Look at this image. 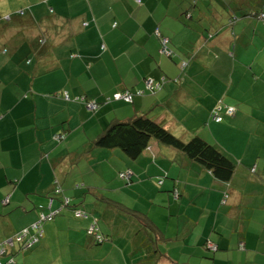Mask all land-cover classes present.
I'll return each instance as SVG.
<instances>
[{
    "label": "crops",
    "instance_id": "1",
    "mask_svg": "<svg viewBox=\"0 0 264 264\" xmlns=\"http://www.w3.org/2000/svg\"><path fill=\"white\" fill-rule=\"evenodd\" d=\"M192 1L0 0V241L49 210L57 181L77 208L85 210L86 200L91 205L87 218L62 208L44 223L38 244L18 251L17 264H146L143 252L153 258L156 232L138 231V224L133 230L125 214L105 203L100 209L87 198L96 197L101 178L119 187V172L128 168L133 181L122 201L147 212L169 237L158 241L159 250L161 243L180 245L158 264H175L172 258H185L182 264H264V24L242 14L244 8L254 12V5L264 11V0ZM233 13L240 20L227 27ZM156 28L170 38L172 58L159 53ZM208 33L214 34L210 41ZM187 60L183 73L179 63ZM149 76L167 77L154 95L131 104L114 101L95 112L84 104L141 89ZM180 76V83L171 81ZM218 100L224 122L188 125V112L203 115V106L211 111ZM236 103L240 108L227 115ZM142 113L186 140L199 134L227 151L237 166L230 186L156 140L136 161L120 149L97 146L105 127ZM225 191L228 204L240 209L221 225ZM60 204L54 198L52 209ZM93 216L110 240L96 244L88 236ZM208 240L219 249L209 252Z\"/></svg>",
    "mask_w": 264,
    "mask_h": 264
},
{
    "label": "trees",
    "instance_id": "2",
    "mask_svg": "<svg viewBox=\"0 0 264 264\" xmlns=\"http://www.w3.org/2000/svg\"><path fill=\"white\" fill-rule=\"evenodd\" d=\"M255 0H252V4L254 5ZM197 0H193L192 4L196 5ZM244 6V5H243ZM255 7V8H254ZM253 10L254 12H251L252 10L247 11L248 9L244 8L246 11H242L243 16L245 17H250L253 15H258L254 16L257 19H260L262 15H264V11L262 8L257 9L256 6L254 5ZM241 9V8H240ZM240 11L238 4H237V10L236 13ZM23 12V11H22ZM251 12V13H250ZM190 17V13L187 15ZM242 16V17H243ZM240 20L239 15H235V13L232 14L231 17H228V20L226 21L227 27H234L235 24ZM261 23L264 24V16L262 19H260ZM225 23V22H224ZM155 36L159 39L160 41V48H159V53L165 57H170L172 58L173 56H170L164 49L165 47H168L169 49L172 50L173 55H176V52L170 47V38L164 36L161 33V30L159 28L155 29L154 32ZM209 41L214 38V34L208 33L206 37ZM164 39H168L167 42H164ZM45 40H42V43H44ZM186 60V59H184ZM188 64V60L185 61ZM180 69L182 68V63H179ZM186 68L184 69V71ZM183 71V70H182ZM152 80V77L149 76L145 79V86L141 89H135V90H130V89H124L122 91H116L110 96L104 97L102 100H95L98 109L105 104H110L112 102L116 101H121L126 104H131L134 102L136 97H143L146 95H154L158 93L160 90L163 89L164 84L167 81V77L163 76L160 79H154V85L149 88L147 86V81ZM171 81L175 83H180L177 78L171 79ZM133 93V100L132 101H127L125 99H116L115 94L118 92L122 93H127V92ZM143 92L142 94H139L138 92ZM65 93V91L63 92ZM62 96V94H60ZM84 99L85 97L82 96ZM221 101V103H219ZM218 100L217 105L222 104V100ZM84 104L87 106L90 104V100H85ZM214 108L211 110L212 113V118L214 119ZM97 109V110H98ZM95 112V111H94ZM221 120L215 122L217 123H222L224 122L225 118L221 114ZM61 139H65L66 135L65 134H59ZM152 140H156L157 142L166 145L168 147H172L178 151H180L191 163L192 166L198 169L199 172H205L209 173L212 175V177L218 181L219 183H223L224 185H227L228 187L230 186V181L233 179V176L235 175L236 172V163L235 161L228 155L227 151L223 150L221 147H218L211 141L207 140L203 136L199 134H195L192 138L186 140L182 138L181 136H178L174 132H172L170 129H168L165 125H163L161 122H159L157 119L152 118L148 116L146 113L138 114L132 117L129 120L126 121H114L112 122L108 127H105V129L98 135V137L95 139V142L97 146L106 148V149H120L122 150L126 156L131 160V161H136L138 160L144 153L145 151L148 150L150 146V142ZM131 174V175H128ZM133 174L134 171H132L130 168L126 169L125 171L119 172V177L122 179L121 185L118 187L116 186L115 188H111V186L114 187V185H111L110 183H107V193L106 195L99 194L97 193V188L95 190L96 197L97 199H100L101 201L99 202L100 204L105 203V205H108L115 209V211H118L120 213L125 214V223L128 224H133V230L137 227L138 225H141V228H136L138 231L141 230H149L156 232L157 234H154V239L153 242V250L155 249V256L153 255V258L145 256V252H143L142 256H144L145 261L147 262L146 264H158L160 260L162 259V256L165 254L162 250H159L157 247L159 245L158 241L162 240V238H166L165 232L162 231L157 224H155L151 218L147 215V212L141 211L138 209H135L134 207L127 205L122 201L121 198L125 197V193L131 186V183L133 181ZM110 182V181H109ZM160 182V181H158ZM55 186H58V184H55ZM113 189V190H112ZM127 189V190H126ZM175 195L178 198L180 196V193L178 189L175 190ZM222 199V202L228 203L230 194L228 191H225ZM94 195V194H93ZM64 192H56V190H53V195L51 198H59L60 202L65 198ZM70 208H73L75 210L77 207L76 205L71 202V205H69ZM40 208L43 209L44 205H40ZM47 209L48 206H47ZM85 211V210H84ZM114 211V212H115ZM51 210L49 209L45 213H50ZM86 212V211H85ZM42 213V212H41ZM88 216H91L89 212H86ZM99 219L95 216L92 217V221L87 229V234L89 237L92 238L93 242L96 244H102L105 241L110 240V235L105 234L99 226ZM136 224V225H135ZM131 227V226H130ZM92 228V229H91ZM33 230L31 232L33 234ZM31 238V235L26 238V242L23 243V241H18L16 238L15 239V245L14 247L7 250V257L9 260L5 262L4 264H7L10 259L14 260V264L16 263V255L18 251L25 250L32 248L35 243H33L30 246H27V243H29ZM169 238V237H167ZM32 239V238H31ZM42 239V238H41ZM212 240H208L206 242V248L208 251L214 252V250L210 249L209 244L215 245L217 249H219V246H217L216 243H212ZM160 246V245H159ZM240 247L244 248V243H240ZM152 252V249L148 251ZM154 253V251H153ZM207 256L211 257L212 255L206 254Z\"/></svg>",
    "mask_w": 264,
    "mask_h": 264
},
{
    "label": "rangeland",
    "instance_id": "3",
    "mask_svg": "<svg viewBox=\"0 0 264 264\" xmlns=\"http://www.w3.org/2000/svg\"><path fill=\"white\" fill-rule=\"evenodd\" d=\"M167 1V0H166ZM13 6H15V3L13 4V5H11V6H9V7H13ZM10 14H13V11L12 10H10L9 11V13L6 15V16H10ZM256 17L258 16V15H255ZM210 17L211 18H213L214 16H213V14H211L210 13ZM258 18H259V16H258ZM263 18V15H262V17H260V19H262ZM259 19V20H260ZM173 55V54H172ZM171 55V56H172ZM72 59H74V58H72ZM181 71H182V69H181ZM183 73H184V70H183ZM178 79V81H182V77L180 76L179 78H177ZM152 85H154V80H153V78H152ZM145 86V83H144V85H143V87ZM50 88H48V90H49ZM65 98H66V92H65ZM77 100H79V97H77ZM80 100H82V99H80ZM95 102V100H90V105H91V109L90 110H92V111H97V109H98V107H97V105L94 103ZM171 103L174 105V106H180V107H183L179 102H175V101H171ZM205 103H207L206 101H205ZM94 105H96V106H94ZM235 107V106H234ZM237 108H240V105L238 104V103H236V107H235V110L237 109ZM202 111H203V115H198L199 113H198V111H197V109L195 110V111H192V112H188V115H187V117H186V121L188 122V125H194V126H196L197 125V123H196V120H198L199 121V123L200 124H204V127H207L208 128V124H211L212 122H215V120L212 118V113H211V111H207V108L206 107H204L203 106V109H202ZM175 112L176 113H178V114H180V112H181V110L179 111V110H175ZM236 112V111H235ZM234 112V113H235ZM234 113H233V115H234ZM227 115H229V114H227ZM233 115H230V116H233ZM214 117V116H213ZM224 117V116H223ZM210 121H212V122H210ZM185 131V130H184ZM176 132V134L178 135V136H181L177 131H175ZM225 132V129H223V130H217V131H215V133L216 134H220V135H222L223 133ZM226 134H224V136H225ZM236 136H238L237 134H236ZM188 140V139H187ZM238 143V146H239V149H241V143L240 142H237ZM252 171L253 172H255V169L253 168L252 169ZM107 173H110V169H107ZM128 175H131V174H128ZM93 178L94 179H98V174L97 173H95L94 175H93ZM98 181H100V186L99 187H96L97 188V193H98V196H99V194H103V195H106L107 193H109L107 190V182H106V180L105 179H103V178H101L100 180H98ZM97 181V182H98ZM58 182V186H55L54 185V187H53V190H56V192H63V187H62V184L59 182V181H57ZM159 183H162V181H160V182H158V184ZM81 184H83V182L82 181H79V183L78 184H76V187L78 188L79 186H81ZM111 184L112 185H114L113 184V182H111ZM117 185H115L114 187H112L111 186V188H115ZM158 186V185H157ZM223 196H224V194H223ZM87 198H89L90 200H92V201H94V205L95 206H97L98 208H100V209H102V204H100L99 202L101 201L100 199H97V197H91V195L89 194L88 195V197ZM244 198H246L245 196H243V199ZM223 199V198H222ZM53 200H54V198H51L50 199V202H49V205H48V208L51 210V212L50 213H45V212H42V213H40V216H39V218L32 224V225H37L38 226V228H39V233H41V235L39 236V240L35 243V245L36 244H38L40 241H41V238H43L44 237V234H45V230H44V223H46L48 220H52V219H54V217L56 216V214H58L59 212H60V210L62 209V208H66V207H69V205H71V198L70 197H68V196H65V198L61 201V204H60V208L58 207V208H55V209H52V204H53ZM81 200L82 201H84V198H81V199H78V201H79V203H81ZM234 203H226V202H222V213H221V215H223V216H225V217H223L221 220H220V224L221 225H228V223H229V219H227L226 217H230L228 214H230L231 216H234V214L232 213V212H234V211H236L235 209H240V207L239 206H234L233 205ZM82 205V207L83 208H85V211L86 212H89V208H90V204L87 202V200L85 201V203L84 204H81ZM98 210V209H97ZM144 210H146V209H144ZM74 211V215H75V217H77V218H87L88 217V215H87V213L84 211V210H82V209H79V208H76L75 210H73ZM52 214V215H51ZM51 215V219H49L48 218V216H50ZM159 214H155V216H158ZM41 217H42V219H41ZM32 225L30 226V227H27V228H23L22 230H20L19 232H17L16 234H14L13 236H11L12 238H10L9 237V239L7 240L6 239V241L5 240H2V241H0V247L3 245V244H5L6 246H7V248L8 249H10V248H12V247H14V245H15V239L14 238H16L17 236H20L22 233H24L26 230H29V229H31L32 228ZM29 228V229H28ZM92 229V228H91ZM38 233V232H37ZM38 233V234H39ZM213 235H216L215 234V232L213 233V232H211ZM34 234V233H33ZM8 241H13L14 242V245L13 246H9L8 247V245H7V243H8ZM20 242V241H19ZM23 243H24V241H23ZM161 246H162V248L163 249H161L164 253H166L167 251H173V253H176L177 251H178V249H179V246L180 245H178V244H176V243H174V242H166L165 244L164 243H161ZM207 246H209V248L210 249H212V250H214V251H216V248L217 247H212V244H209V245H207ZM175 257H177V255L178 254H173ZM170 257H171V255H170ZM172 258V257H171ZM9 260V258L7 257V251H4L1 255H0V263H2V264H4L5 262H7ZM172 260H173V262L175 263V264H182L183 262H185V258H182L181 259V261H179L178 259H174V258H172ZM17 263V262H16ZM195 263H199V264H206V261H197V262H195Z\"/></svg>",
    "mask_w": 264,
    "mask_h": 264
},
{
    "label": "built area",
    "instance_id": "4",
    "mask_svg": "<svg viewBox=\"0 0 264 264\" xmlns=\"http://www.w3.org/2000/svg\"><path fill=\"white\" fill-rule=\"evenodd\" d=\"M264 16V15H263ZM168 39H164V42H167ZM170 56L173 54L172 50L169 49L168 47H165L164 49ZM186 66V62H183L182 63V68H184ZM147 86L149 88H151L153 85H152V80H149L147 81ZM139 94H142L143 92H138ZM66 97H68L66 95ZM115 98L116 99H125L127 101H132L133 100V93H131L130 91L127 92V93H122V92H118L115 94ZM96 104V102H94ZM221 103V102H220ZM97 105V104H96ZM94 105V106H96ZM88 107L91 109V105L89 104ZM98 107V106H97ZM222 110V104L218 105L217 107H215L214 109V119L217 120V121H220L221 120V114H220V111ZM235 112V108L234 107H227L226 108V113L229 114V115H233V113ZM56 138H60V136H56ZM6 201H8V198L6 199ZM52 215V214H51ZM51 215L48 216L49 219H51ZM42 219V217H41ZM29 229V228H28ZM35 233V235H32L31 232ZM39 233V228L37 225H32V228L29 229V230H26L24 233H22L20 236H17L16 239L18 241H24V243L26 242V238H28L30 235H31V238H30V241L29 243H27V246H30L32 245L33 243H36L40 238L39 236L41 235V233ZM8 247L9 246H13L14 245V242L13 241H8L7 243ZM216 247L215 245H212V247ZM7 246L5 244H3L1 247H0V255L4 252V251H7ZM14 260L13 259H10V261L7 263V264H14ZM2 264V263H0Z\"/></svg>",
    "mask_w": 264,
    "mask_h": 264
},
{
    "label": "clouds",
    "instance_id": "5",
    "mask_svg": "<svg viewBox=\"0 0 264 264\" xmlns=\"http://www.w3.org/2000/svg\"><path fill=\"white\" fill-rule=\"evenodd\" d=\"M183 62H185V61H183ZM183 62H182V63H183ZM187 66H188V64L186 63V66H185L184 68H181V69L184 70ZM68 98H69V97H68ZM80 98L83 100V97H82V96L79 97V100H80ZM88 108H89V107H88ZM226 114H227V113H226Z\"/></svg>",
    "mask_w": 264,
    "mask_h": 264
}]
</instances>
